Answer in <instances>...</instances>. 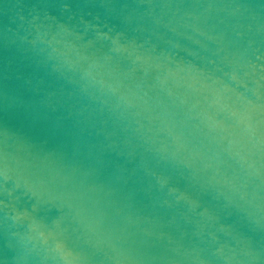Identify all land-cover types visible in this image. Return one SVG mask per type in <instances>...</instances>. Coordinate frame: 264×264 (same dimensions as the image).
<instances>
[{"label":"water","instance_id":"1","mask_svg":"<svg viewBox=\"0 0 264 264\" xmlns=\"http://www.w3.org/2000/svg\"><path fill=\"white\" fill-rule=\"evenodd\" d=\"M0 264H264V0H0Z\"/></svg>","mask_w":264,"mask_h":264}]
</instances>
